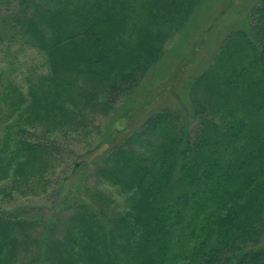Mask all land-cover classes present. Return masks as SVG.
<instances>
[{
    "label": "trees",
    "instance_id": "16d2710c",
    "mask_svg": "<svg viewBox=\"0 0 264 264\" xmlns=\"http://www.w3.org/2000/svg\"><path fill=\"white\" fill-rule=\"evenodd\" d=\"M197 2L17 0L10 18L47 51L53 73L83 77L72 89L84 108L110 111ZM244 24L190 84L200 93L191 97L194 126L165 106L102 153L97 174L134 189L128 211L116 219L77 207L54 241L31 236L50 229L41 221L0 211V264H264V0ZM52 145L25 137L0 146V179H24ZM18 238L25 250L15 248Z\"/></svg>",
    "mask_w": 264,
    "mask_h": 264
},
{
    "label": "rangeland",
    "instance_id": "374dc122",
    "mask_svg": "<svg viewBox=\"0 0 264 264\" xmlns=\"http://www.w3.org/2000/svg\"><path fill=\"white\" fill-rule=\"evenodd\" d=\"M257 2L198 0L191 15L167 36L164 52L134 92L114 109L102 111L84 108L72 89L83 77L53 73L47 51L11 20L17 0H0V146L11 149L25 137L53 143L24 179L14 182L11 172L0 179V211L41 221L50 229L36 228L31 236L48 241L63 236L77 207L82 212L84 205L105 210L116 219L128 211L134 189L123 191L97 174L102 153L165 106L181 110L194 126L191 97L200 93L195 95L191 82L213 63L221 39L232 28L245 26V15ZM18 240L15 248L24 249Z\"/></svg>",
    "mask_w": 264,
    "mask_h": 264
}]
</instances>
